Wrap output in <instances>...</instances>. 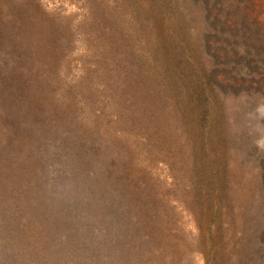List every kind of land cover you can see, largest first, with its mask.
I'll list each match as a JSON object with an SVG mask.
<instances>
[{
    "label": "rangeland",
    "instance_id": "374dc122",
    "mask_svg": "<svg viewBox=\"0 0 264 264\" xmlns=\"http://www.w3.org/2000/svg\"><path fill=\"white\" fill-rule=\"evenodd\" d=\"M39 2L36 108L0 76V264H264V0Z\"/></svg>",
    "mask_w": 264,
    "mask_h": 264
},
{
    "label": "trees",
    "instance_id": "16d2710c",
    "mask_svg": "<svg viewBox=\"0 0 264 264\" xmlns=\"http://www.w3.org/2000/svg\"><path fill=\"white\" fill-rule=\"evenodd\" d=\"M26 6L27 7L25 8H20L21 6H18V12L13 15L14 21L12 22V24L8 23L7 15H4L2 19L0 18V76H3L4 78L12 76L13 81L19 83V85H16V83L13 82L11 85L7 84V86L10 91H12L15 97L13 99L15 107L20 108L23 111L25 110L27 105L30 104L29 100L27 101L25 94L22 93L23 88L27 92V89L29 87V85H27L25 81L27 77H32L37 74V64L44 61L38 60V57L36 56L37 48L24 40L25 38H28L30 34L31 25L41 19V17L45 14V10L39 0H31V4H28ZM5 11L7 13V10ZM50 22L52 27L57 31L54 30V33L51 34L52 38L49 44H47V49L50 53V60L52 61L54 59V62H58V58H61L62 53H66V51H68L67 48H69V45L74 42L75 34L70 26L69 28H67V32H65V29L64 31H60L59 28L54 25L55 21L50 20ZM10 31L14 32V36L10 35ZM4 67H6V71ZM28 106L30 108H36L34 107L35 105ZM31 115L34 117H31ZM115 115H117L118 117L117 112ZM100 117L103 120H107L108 126L115 127L116 123L118 125L120 124V121L117 122V118L108 112H100ZM100 117L95 114V119H98ZM30 118L31 120L35 118V115H33V113L31 114V112L25 118L24 123ZM26 126H28V124H26ZM12 129H14V132L16 131L18 133L19 129L17 125L12 126ZM104 131L106 132L107 129L104 128ZM20 138H22V136H20L18 140Z\"/></svg>",
    "mask_w": 264,
    "mask_h": 264
}]
</instances>
